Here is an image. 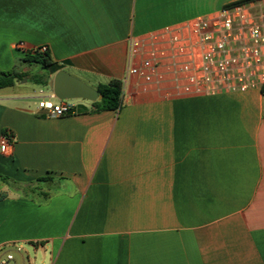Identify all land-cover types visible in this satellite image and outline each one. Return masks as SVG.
Here are the masks:
<instances>
[{"label": "crops", "instance_id": "1", "mask_svg": "<svg viewBox=\"0 0 264 264\" xmlns=\"http://www.w3.org/2000/svg\"><path fill=\"white\" fill-rule=\"evenodd\" d=\"M241 1L0 0V72L31 68L23 43L47 46L92 88L123 83L119 111L86 114L82 101L60 118L0 90V138L13 141L0 150V251L28 246L49 264H264V88L186 95L167 75L127 76L132 41Z\"/></svg>", "mask_w": 264, "mask_h": 264}, {"label": "built area", "instance_id": "2", "mask_svg": "<svg viewBox=\"0 0 264 264\" xmlns=\"http://www.w3.org/2000/svg\"><path fill=\"white\" fill-rule=\"evenodd\" d=\"M147 42L149 50L139 66L133 65L135 50ZM21 52H48L47 46L27 49L18 43ZM264 0L229 4L208 17H199L175 30L166 29L150 35L142 42L132 41L127 76H139L151 82L167 75L175 91L186 95H210L220 92H248L264 88ZM162 70V73L160 74ZM38 108L50 117L73 114L75 106L60 101L41 89ZM53 100H57L55 103ZM12 138H0V150L8 154ZM26 251L20 246L0 251V264H25L17 261Z\"/></svg>", "mask_w": 264, "mask_h": 264}, {"label": "trees", "instance_id": "3", "mask_svg": "<svg viewBox=\"0 0 264 264\" xmlns=\"http://www.w3.org/2000/svg\"><path fill=\"white\" fill-rule=\"evenodd\" d=\"M248 1L251 0H244L235 3V5ZM22 65L31 68L38 66L43 71V74L39 73L35 76L36 80L39 81L43 87H49L50 77L61 70V68L52 60L48 52L44 54L28 53L25 55ZM26 77L27 73L23 72L21 69L0 72V90L14 87L16 83L24 80ZM97 90L100 95L103 96V99L92 103V109L87 111L86 114L100 113L104 111H119L121 109L123 99V83L121 81L113 80L109 84L100 85Z\"/></svg>", "mask_w": 264, "mask_h": 264}, {"label": "rangeland", "instance_id": "4", "mask_svg": "<svg viewBox=\"0 0 264 264\" xmlns=\"http://www.w3.org/2000/svg\"><path fill=\"white\" fill-rule=\"evenodd\" d=\"M27 73V77L24 79L27 82L24 83V80L18 82L15 84L14 89H9V93H20L22 96L21 103H30L31 106H34L35 104L38 105L39 100V92L41 89H45L46 93H50V90L52 89V82L54 75L50 77V84L49 87H43V85L36 80V75L41 73L43 74V71L38 67L34 66L33 68H28V70L25 72ZM55 103H57V100H53ZM79 102H82V100H71L69 101L70 104H77ZM21 247V246H20ZM25 250L28 252V255L17 256V261L19 263H25V264H49L50 258L47 255L44 257L41 253L36 254L32 248L26 246Z\"/></svg>", "mask_w": 264, "mask_h": 264}, {"label": "water", "instance_id": "5", "mask_svg": "<svg viewBox=\"0 0 264 264\" xmlns=\"http://www.w3.org/2000/svg\"><path fill=\"white\" fill-rule=\"evenodd\" d=\"M25 82L27 81L24 80ZM51 90L60 101L82 100L95 103L103 99L97 89L88 86L64 70L54 75Z\"/></svg>", "mask_w": 264, "mask_h": 264}]
</instances>
